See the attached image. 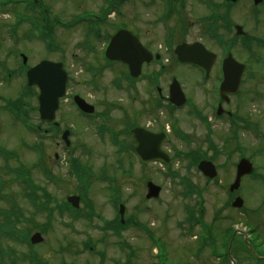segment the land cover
<instances>
[{
  "label": "rangeland",
  "instance_id": "374dc122",
  "mask_svg": "<svg viewBox=\"0 0 264 264\" xmlns=\"http://www.w3.org/2000/svg\"><path fill=\"white\" fill-rule=\"evenodd\" d=\"M106 1L39 0L41 5L40 8L36 9H23L22 6L15 7L17 5L9 4L6 7L7 10L0 13V22L6 26L7 30V26L14 24L13 12L17 10L22 11L24 18L39 22L46 21L53 27L51 32L54 33L56 42L65 46L68 56L70 54L74 55L76 62L78 60L90 61L91 57L97 53L89 52L90 49L85 54H80L82 51L80 48L83 49L86 41L91 44L92 49L97 48L100 51L104 41L103 36L106 34L112 35L118 27H127L130 32L139 33L141 40L145 43L148 42L149 48H158L161 44L162 34L160 26H155V22L160 9L157 6L156 10V6L153 5H159V3L151 4L150 1L152 0L120 1L115 5L117 8L115 15H106L105 22L101 25L95 24L91 28L83 24H76L68 29L61 26V24L73 20L76 14L81 12L93 11L98 15H103V11L107 7ZM252 7H254L252 0H239L231 11V18L237 21L245 32L257 34L258 36L262 34L264 37V6L260 4L257 6L260 11L257 17L260 22L258 24L253 22L250 15L249 10ZM203 13L195 0H189L184 21L187 23L186 32L194 37L196 36L194 31L199 27V16ZM27 27L24 25L20 28L19 41L15 48L12 45L11 47L14 49L22 47L27 54L29 53L31 61L34 62L37 59L35 47L39 46L38 58L49 54L42 53L41 43L36 41V38L31 37L32 29ZM257 30L259 31L257 32ZM94 31L99 32V38L92 36ZM7 32H5L6 39L8 38ZM26 38H29L30 41H26ZM100 38L102 40H99ZM239 50L238 48L234 50L237 51L234 57L245 62L246 68L242 75L244 79L239 94L230 98L226 108L230 109L231 112L234 111L238 116L245 117L249 123L258 124L259 132L264 134V50H259L256 46H252L251 51L245 52L246 54ZM54 57L56 59L61 58L57 54ZM70 66L68 64L69 68ZM187 70L188 73L184 74L185 71L182 72L180 68H177L182 90L188 102L201 113H209L213 102L216 100L214 82L211 80L201 83L199 80L197 81L196 72ZM74 71L75 69H72L71 75L75 78L76 72ZM174 71L176 73V69ZM5 74L7 78H11L10 73L6 72ZM105 77L104 80L99 82L104 88L95 95V98L90 99L97 101L95 111H108L109 120L106 119L102 122L101 120L80 118L71 103L61 107L59 118L63 125L69 126L72 130L70 139L73 148L72 152H67L63 145L58 146L56 141H53L50 137L44 139V152L39 154L41 158L43 156L44 166L48 168L52 175L49 181L45 180L37 167V163H35L39 154L34 153L31 148H28V150L23 148L25 139L29 144L28 146L42 139L27 136L22 131H19L16 138L7 130L6 125H3L0 132V144L6 142L3 143L5 150L13 149L18 155L17 159L7 162L0 159V175L3 179L6 176L9 179L14 176L13 173L6 171L5 165L10 169L17 167L19 163L26 165L30 169V178L34 183L37 182L44 188L46 196L50 195L55 198L56 201H49L43 196L44 192L38 194L40 199L37 203L43 204L46 209L51 211L56 205L63 204L66 196L79 195L81 192L76 178L68 174L67 158L74 156L80 160L81 164L90 167L91 173H93V175L90 173L86 195L93 205L95 214H92L91 219L86 218L85 220L83 217L87 212V208L82 201L79 210L75 213L77 217L72 213L59 215L54 210L52 216L48 219L43 212L35 211L34 213L33 207L22 196V184L19 182L9 183V186H5L4 193L13 200L11 207L14 205L18 208V213L27 220L25 225L32 228V233L42 231V224L47 223V221H49L50 227L47 233L43 235V242L34 245V247H27L11 240L1 239L0 264H264V259L256 261L247 257L248 253L245 247L243 248L238 240L233 243L230 240L232 236L229 238L232 259L227 262L225 251L227 250L228 240L224 236L229 227L243 230L247 235H251L250 241L253 251L260 254L259 257L264 258V139L258 138L255 132H238L237 141L232 140L234 142L228 143L229 148L220 143L221 136L217 139L216 144L222 153L218 156L216 163L220 169L219 180L223 182L218 183L220 184L218 186L212 183L205 185L206 182L199 176L196 168L183 157L177 158L169 164L173 169L172 171L177 172L175 177H171L167 172V168L157 162L142 166L136 157H133V154H131V167L127 155H122L124 168L123 171L119 170L115 163L120 155L114 152V147L109 142V135L102 132L99 137L95 129L97 126L102 125L101 127L109 126L115 128L116 132H120L123 127L120 116H128L130 107L123 97L124 93L115 91L109 86L112 75L107 73ZM84 79L86 78L83 75L78 74L77 80L81 81V86L85 88ZM168 79L169 76L165 75L166 83ZM2 86H4L3 93L5 97L11 95L15 90V88H9L8 84L3 85L0 77V87ZM142 86V83L139 84L137 90H141ZM76 87L79 88L80 86L76 85ZM131 94H133L132 90ZM147 95L146 90L139 93L142 100L146 99ZM16 105L21 108L19 103ZM141 107L142 104H139L137 100H131V122L139 119L141 125L148 124L156 128L158 124L155 123V118L159 123H164L172 117L171 113L163 108L157 109L151 116L143 114L139 111ZM188 108L186 106L180 112H173V116H176L175 118L180 121L179 128L190 136L191 141L182 143L170 132L169 141L164 145V150H168L170 153H176L179 150L184 152L192 149L196 150L197 143H202L198 142L196 138L194 117L186 115ZM227 132H229L228 128ZM118 137L127 142V137L122 136L121 133L118 134ZM17 139H19L22 147L17 146V149H15L14 144L17 143ZM11 141H13V144L10 143ZM201 145L204 147V144ZM241 148H246L243 149L244 154L252 158L253 165L256 168V177L259 179L250 176L243 178L238 190L244 208L242 207L243 210L241 208L234 210L231 206H223L231 201L227 187L228 182L233 180L234 163L237 162L238 151ZM229 150L230 152H228ZM55 156L57 160L54 158ZM101 174L115 178L118 189L116 199L118 201L119 198L125 206L124 217L127 224L124 228L118 230L119 236L114 235L110 229L106 230L107 233L104 234L105 229H101L103 221H113L117 213L114 207L107 202L105 189L107 184L101 180ZM146 180H152L155 184L161 186L158 199L147 200L145 198ZM187 183L192 185L193 191L190 195H185L188 191ZM112 199H114V196ZM46 201L47 203L44 204L43 202ZM0 206L8 207L10 202L6 199L0 200ZM187 214H190V217L194 219H199L201 225L186 220ZM30 216H33V221L36 224H41L40 227L36 226L39 230H36V227L33 228L35 224ZM22 225L21 229L16 228L20 231L14 232V234L25 235L29 232V228L24 224ZM202 225L209 228L212 238L206 240L203 246L199 247L204 240ZM147 232H150L157 242H153ZM85 241H90L94 245L92 251L82 248V242ZM122 244L123 248L121 247ZM129 248L131 254L130 257L126 258V254L130 252ZM10 259L13 262L9 263Z\"/></svg>",
  "mask_w": 264,
  "mask_h": 264
},
{
  "label": "flooded vegetation",
  "instance_id": "af4514ba",
  "mask_svg": "<svg viewBox=\"0 0 264 264\" xmlns=\"http://www.w3.org/2000/svg\"><path fill=\"white\" fill-rule=\"evenodd\" d=\"M37 2L38 1H34V3ZM157 2L159 3V5H153V6H156V10H157V6L160 9L159 14L156 11L158 15L156 18L155 26L159 25L161 28V34H162L161 44L158 46L157 49L154 48L151 49L147 44L148 42L145 43L141 40L139 33L134 34L141 42V44L153 55L151 61L148 63H143L141 68L142 76H143L141 83L143 84V86L140 89L141 92L146 90V94H148L145 97L146 99L142 100L139 97V104H142V107L139 109V111H141V113L143 114H148L151 116L155 111H157V109H161L160 104H166L167 96L165 94L168 93L169 84L174 79H176L181 86V81H180L181 79L177 74V68H180L182 72L185 71L184 74L188 73L187 69L196 72L197 81L199 80L201 83H206L212 80L214 82V88H215V86L216 85L219 86V84L222 81V72H221L222 61L223 58L228 53L230 52L233 54L237 53V51H234L236 48L240 49L239 51H243L245 53L247 52L246 49L249 46L250 48H252V46H256L257 49L264 50V46L259 41L256 43V45L254 44L250 45L248 40L241 41L234 39V37L230 34L231 21H232L230 16V8L228 6H225L222 2H219L214 15L210 17L212 12L216 8L215 1L214 0H200V2L196 1L198 5L200 4V8L204 13L203 15L199 16L200 18L198 21L199 27L196 31H194L196 35L195 37L192 36L190 33L186 32L187 23H185L184 21V15L186 13V8L189 0L150 1L151 4H156ZM115 14L116 11L113 10L111 13L108 14V16H112ZM214 18H217L218 21L214 22ZM24 25L31 28L30 22L19 21L13 27L7 26L8 29L6 30V26L0 22V73H1L0 77L2 78V74L6 72H10L11 74L10 80L7 82L4 79H2L3 85L8 84L9 88L10 87L15 88V90L12 92L11 95L5 97L3 93L4 86L0 87L2 89V90L0 89V116H1L2 124L6 123V121L2 116H7V118L8 116H33V121L35 122L37 129L39 130L40 126H42L43 132L46 133V135L51 134L54 138L57 127L54 121L51 123H42L40 121V113H39L40 88L38 82L40 81L45 82L47 78L48 80H50V76L54 79L55 73H52L50 71L51 75L43 74L41 76H38L37 81H35V83H33L31 86L23 84V79L26 72L29 69L39 65L43 61L50 62L52 64H61L67 75L66 93L64 97L59 99V109L56 111L55 116H61L59 114L61 112V107L67 103L73 102L74 96L81 97L88 104L96 105L97 101L91 100L90 98H95V95L98 94L101 91V89L104 88L99 82L101 80H104L106 78L105 77L106 74L108 73L112 75V77L110 78L111 80L109 81V86L112 87V89L115 91H122L124 93L123 97L124 99H128L127 103L129 104L130 109L128 116H120L121 123L123 124L122 130L120 132H116L115 128L113 129L109 126L101 127L102 125H99L97 127L103 133L110 135V137L112 138L111 140L112 143L115 142L117 145H120L121 143L123 144L125 150L122 149V146L121 149L122 151L127 152V160L129 161V165L131 167V147H132L131 142L133 140L131 137V76L129 74V69L127 64H125L122 61H113L105 58L104 46L106 45V43L104 41L102 43L101 46L102 48L100 49V51H98L97 48L92 49L91 44L87 43L86 41L85 42L86 45L83 46V49L80 48L82 50L80 54L81 55L85 54L90 49L91 50L89 52H97V53L93 57H91L90 61L78 60L76 62L74 55L70 54L68 56L65 50L66 49L65 46H62L59 42L58 43L56 42L55 35L53 32H51V27H52L51 24H47L48 31L44 33L45 38L43 40H41L36 33L31 31V37L33 39L36 38V41L41 43L42 53L49 54L43 56L42 58H38L39 46H37L35 47L36 48L35 56L37 59L33 62L31 61V57L29 56V53L27 54L25 49H23L22 47L14 49L15 45L18 43L20 38L19 37L20 28ZM117 29H119V27ZM6 31H8L6 34L8 36L7 39L5 38ZM11 34L14 35V41L11 40ZM92 36L94 38L95 37L99 38L100 34L94 33L92 34ZM103 37L104 40L110 37V35L106 34ZM99 40L102 39L100 38ZM258 40H262V41L264 40L262 34H259ZM26 41H30V39L26 38ZM44 41H48V44H46ZM196 42L201 43L208 51L215 54L213 64L211 65L210 72L207 77L205 76V72L203 71L202 68L187 63H181L176 58L173 57L174 48L177 45L184 43L193 45ZM11 45L14 48L11 47ZM197 51H198L197 49L191 50L190 53H196ZM56 54L61 58L56 59L54 57ZM68 64L71 65L70 68L68 67ZM53 67L55 69V66ZM72 69H75L74 71L76 72L75 78L74 76L71 75ZM175 69H176V73L174 71ZM78 74H81V76L83 75L84 78H86L84 79L85 88L84 86H81V81L77 80ZM165 75L169 76L167 83L165 82ZM69 85L71 86L70 88ZM76 85L80 87L78 88L76 87ZM150 86L152 87L154 86V88L156 89V95L152 93V91L150 90ZM158 88L160 89L164 88V89L162 91V90H158ZM126 90L128 91V93H125ZM9 100H16V102L19 101L22 108L25 107L26 112H7L8 108L6 106L4 107L3 105L7 103ZM228 103L229 101L223 102L220 100V98L216 99L213 102V105L209 113L204 112L200 114L201 116H196L195 121L193 119V123H195L196 126L195 133H197L196 134L197 141L202 142V143H197L195 149L197 151L203 150L202 152L206 153L207 156V158L204 159H208L214 164L216 162L215 152H216V148H218L216 143H217V139L220 136H221L220 143L225 144L226 147L229 148L228 143L237 141L238 132L239 133H243L246 131L250 132L254 128L259 127V125L256 123L255 124L249 123L248 120L243 116H232L233 113L230 114L226 108V106H228L227 105ZM217 108L219 109V112L222 111L219 116H217L216 113ZM80 116H85V119L87 120L110 119V115L108 111H104V112L102 111L96 113L94 112L93 114L80 113ZM138 120L139 119H136L133 123H136L135 125L143 126L139 123ZM155 123L158 124L156 128L148 124L143 127L155 133H159L162 131L166 132V138H167L169 135L168 132L170 133L171 130L169 128L167 132L166 129L164 128L168 124V122L159 123V121L155 118ZM126 126L128 127L127 132L125 131ZM99 127H101V129ZM227 128L229 132H227ZM119 133H121L122 136L127 137V142L126 141L124 142L118 137ZM201 144H204V147H202ZM113 146L116 145L113 144ZM215 166L217 169V177L215 179L207 180V178H205L203 175L202 176L200 175V177H202L203 180L206 182L205 185H209L210 183H212L215 186H218L221 183H223L221 180H219L220 169L217 164H215ZM109 177L113 178L112 176ZM242 180L243 178L241 179L239 186H241ZM232 182H228V184L231 185ZM229 185L227 187V192L230 198L233 200L236 197L240 196L238 189L234 192H230Z\"/></svg>",
  "mask_w": 264,
  "mask_h": 264
},
{
  "label": "water",
  "instance_id": "95a60500",
  "mask_svg": "<svg viewBox=\"0 0 264 264\" xmlns=\"http://www.w3.org/2000/svg\"><path fill=\"white\" fill-rule=\"evenodd\" d=\"M230 1L234 2L236 0H230ZM254 2H255V4H257L259 2V0H254ZM123 34H127V33L124 32V31L118 32L115 35V37L113 38V40H116V39L120 38ZM179 56H180V60L183 61L184 59H181L183 56L181 54H179ZM231 64H234V63H231ZM227 70L228 71L229 70L232 71V69H227L226 68L225 71H227ZM238 81H239L238 77L234 79L233 74L232 73H228V76L226 75V84H227L226 87L228 88L227 91H231V92L236 91L235 87H236V85H238ZM62 85H63V83H60L59 86H57V88H61L62 89ZM80 102H78V105L81 108H83L84 103L82 101H80ZM41 105L43 107H45L42 103H41ZM43 109H45V108H43ZM133 134H134L136 142H137L136 150H137V153L141 156V158L143 160H150V159L156 158L157 157V153H158V148L156 146V140H154V137H152L149 133H147V132H145V131H143L141 129L134 130ZM155 146H156V148L154 149ZM146 154L153 155V156L148 157V156H146ZM245 162L246 161H243L239 165V168H238L239 173L241 171H243L242 173H244V172L249 173L250 172V166H249V164H247ZM158 192H159V188L158 187L154 186L153 184H148V194H147L146 197L147 198L157 197L158 196ZM69 201H70V199H69ZM234 206L240 207L241 206L240 200H238L236 202V204H234ZM120 212L122 213V210H120ZM31 240H32V242H37V241H41V238H40L39 234H36V235H34L31 238Z\"/></svg>",
  "mask_w": 264,
  "mask_h": 264
},
{
  "label": "trees",
  "instance_id": "16d2710c",
  "mask_svg": "<svg viewBox=\"0 0 264 264\" xmlns=\"http://www.w3.org/2000/svg\"><path fill=\"white\" fill-rule=\"evenodd\" d=\"M30 199V198H29ZM36 200V199H35ZM35 200L33 199V198H31L30 199V201L34 204V202H35ZM9 211L7 210V211H1V213H8ZM4 221H3V223H4V225L5 226H13L12 225V223L9 221V217L8 216H4ZM14 223V222H13Z\"/></svg>",
  "mask_w": 264,
  "mask_h": 264
}]
</instances>
